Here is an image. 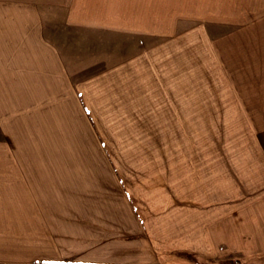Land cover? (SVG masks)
I'll list each match as a JSON object with an SVG mask.
<instances>
[{
  "label": "rangeland",
  "instance_id": "374dc122",
  "mask_svg": "<svg viewBox=\"0 0 264 264\" xmlns=\"http://www.w3.org/2000/svg\"><path fill=\"white\" fill-rule=\"evenodd\" d=\"M153 2L165 32L160 53L154 48L150 55L158 69L144 80L140 65L136 77L124 67L139 46L116 60L108 44H90L91 22L76 20L77 4L67 9L70 16L75 10L74 20L38 21L64 47V157H108L100 173H116L118 181L108 176L97 183L126 191L139 227L133 236L149 243L134 246L141 264L156 263L155 253L156 264H264V86L215 91L224 90L227 76L200 58L204 36L189 33L195 29L184 20L181 37L173 39L179 15L190 16L189 0ZM99 56L106 63L94 65ZM56 224L0 228V264L56 258L64 252L59 238L49 243V233L64 234Z\"/></svg>",
  "mask_w": 264,
  "mask_h": 264
},
{
  "label": "crops",
  "instance_id": "0c3cea01",
  "mask_svg": "<svg viewBox=\"0 0 264 264\" xmlns=\"http://www.w3.org/2000/svg\"><path fill=\"white\" fill-rule=\"evenodd\" d=\"M153 3L0 0V228L53 230L59 227L57 222L64 227V234L49 233V243L59 238L64 252L56 258L22 257L28 262L24 264L144 261L134 253V246L148 248V239L133 236L139 227L126 191L97 183L108 176L118 181L116 173H100L101 166L108 170V157L86 161L64 157V47L55 46L52 32L38 21L74 20L77 10L76 20L91 22L90 44H108L116 60L126 49L139 46L124 67L144 80L149 69H158L155 55H150L154 48L160 53L163 41L159 38L165 32L158 23L163 20L159 2L156 12ZM74 4L78 6L70 16L67 9ZM189 5L190 16L179 15L178 35L173 39L181 37L180 27L185 26L181 22L190 20L189 27L195 30L189 33L204 36L205 53L200 58L208 66L214 62L220 74L227 76L220 84L224 90L215 91L240 93L249 87V93L259 92L260 84L264 86V0H189ZM128 38L138 40L130 45ZM176 41L173 46L179 44ZM104 59L99 56L94 65L106 63ZM143 80L139 82L149 83ZM229 85L235 88L229 90ZM153 260L157 263L156 253Z\"/></svg>",
  "mask_w": 264,
  "mask_h": 264
}]
</instances>
